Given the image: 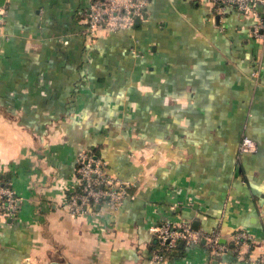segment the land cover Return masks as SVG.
<instances>
[{
	"label": "crops",
	"instance_id": "0c3cea01",
	"mask_svg": "<svg viewBox=\"0 0 264 264\" xmlns=\"http://www.w3.org/2000/svg\"><path fill=\"white\" fill-rule=\"evenodd\" d=\"M0 177L20 198L0 218V264H158L161 222L254 240L251 260L203 243L162 264H254L264 254V40L210 0H152L147 19L90 37L87 0H4ZM258 71L257 76L252 72ZM243 135L257 146L239 154ZM134 183L115 212L72 217L77 154ZM93 153V154H94Z\"/></svg>",
	"mask_w": 264,
	"mask_h": 264
},
{
	"label": "built area",
	"instance_id": "2783aa9c",
	"mask_svg": "<svg viewBox=\"0 0 264 264\" xmlns=\"http://www.w3.org/2000/svg\"><path fill=\"white\" fill-rule=\"evenodd\" d=\"M152 0H87L82 8L85 30L95 38L99 33H114L129 29L137 22L147 19L148 5ZM217 15H224L232 8L253 21L251 35L264 40V0H210ZM261 7V9H259ZM5 23V12L0 7V29ZM254 70L252 76H257ZM257 149L255 141L243 135L238 145L239 154L253 153ZM75 176L77 188L67 195L64 208L72 217L97 215L100 209L117 211L128 199L135 197L134 183L115 178L106 171V165L99 157L88 150L77 154ZM20 198L11 184L0 182V218H14L19 210ZM149 231L157 240V248L152 252L151 259L162 264L167 258L164 255L178 247L180 242L190 247L199 245L201 241L205 250L213 258L231 251L238 260H251L254 248L252 235L243 229L236 230L232 235L231 245L221 242L220 226L210 231L193 229L189 223L172 224L161 222L151 225ZM254 264H264V254L252 260Z\"/></svg>",
	"mask_w": 264,
	"mask_h": 264
},
{
	"label": "trees",
	"instance_id": "16d2710c",
	"mask_svg": "<svg viewBox=\"0 0 264 264\" xmlns=\"http://www.w3.org/2000/svg\"><path fill=\"white\" fill-rule=\"evenodd\" d=\"M90 153H94L92 150H88ZM94 155H95V157H98V155H96L95 153H94ZM7 180L6 179H4V178H2V177H0V182H6ZM158 246V245H157ZM157 246H156V248H157ZM155 248V249H156ZM180 251V249H178V247L176 248V249H174V250H172V251H167V252H165L164 253V255L166 256V258L167 259H169V258H171V257H173V256H175V255H177V253Z\"/></svg>",
	"mask_w": 264,
	"mask_h": 264
},
{
	"label": "water",
	"instance_id": "95a60500",
	"mask_svg": "<svg viewBox=\"0 0 264 264\" xmlns=\"http://www.w3.org/2000/svg\"><path fill=\"white\" fill-rule=\"evenodd\" d=\"M4 0H0V7H2L3 5H4ZM259 9H261V7H259ZM192 228L193 229H197V225L195 226V225H192ZM202 243L204 242V241H201ZM183 246V242H180L179 243V247H182Z\"/></svg>",
	"mask_w": 264,
	"mask_h": 264
}]
</instances>
